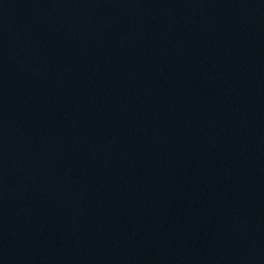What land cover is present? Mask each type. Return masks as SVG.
Returning <instances> with one entry per match:
<instances>
[{"label": "water", "instance_id": "95a60500", "mask_svg": "<svg viewBox=\"0 0 264 264\" xmlns=\"http://www.w3.org/2000/svg\"><path fill=\"white\" fill-rule=\"evenodd\" d=\"M0 264H264V0H0Z\"/></svg>", "mask_w": 264, "mask_h": 264}]
</instances>
